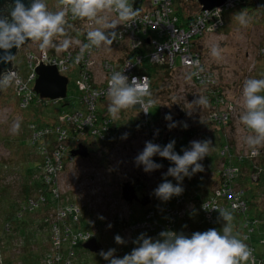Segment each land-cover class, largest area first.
<instances>
[{"label": "rangeland", "instance_id": "374dc122", "mask_svg": "<svg viewBox=\"0 0 264 264\" xmlns=\"http://www.w3.org/2000/svg\"><path fill=\"white\" fill-rule=\"evenodd\" d=\"M44 2L50 11L59 10L58 0H44ZM182 2L184 1L182 0ZM252 2L256 3V7L247 8L246 3H234L229 9L230 11H226L228 12L225 19L226 26L221 31L210 35L206 34L193 42L194 49L199 48L201 52L202 70L209 73L211 78L215 80L213 87L221 93L220 96L223 100L220 104H216L206 95V90L209 88L205 90L203 86L196 85L190 76L191 71L189 69H177L168 75L163 72L158 73L156 76L158 89L154 92V98L152 96L153 100L149 97L146 99V102L148 100L153 102L148 106L150 123L155 124L161 121L159 137L164 141L172 135L179 138L174 145V151L177 154L183 155L184 149H190L192 141L211 142L208 156L199 161L204 169L199 173L200 176L209 177L206 168L209 166L207 159L209 157L212 159V154L217 151L218 138L220 137L217 128L210 122V114L220 112L231 114L230 122L221 132V136L232 146L235 154L244 156L249 151L244 143V139L249 133L240 122V115L243 111L242 89L247 79L264 78V3L263 0H252ZM130 3L132 4V1ZM174 3H177V0H174ZM191 6V3H185L183 11L187 14ZM240 12L250 17L247 27L241 26L236 19ZM104 15L108 22L115 20L110 12L104 13ZM87 22V20H79L75 24L84 26ZM74 26L72 24V30H74ZM96 27L100 26L94 24L93 28ZM122 29L119 25L115 31ZM64 39L54 38V43L58 46ZM69 40V47L71 48L74 46L76 38ZM214 45H218L223 50L219 59L211 56V48ZM54 48L59 54L67 50ZM40 50L38 43L30 41L25 47L17 51L13 57L12 65L18 70L19 77L26 78L29 73L28 52L38 53ZM126 52L127 44L123 40L110 46L103 45L98 49L94 55L95 67H91L95 85L97 83L103 85L106 82L102 63L106 61L117 66L123 59L125 60ZM176 66H179L178 61ZM72 71L75 72V70ZM65 75L68 79L67 97L57 107L41 108L39 104L33 101L28 109L21 110L18 108L13 82L1 90L0 162L15 167V169L9 168L0 174V184L7 190L3 196L6 201L13 200L18 203L23 198L20 185L21 179L24 177L23 174L26 171L29 175L35 174V168L39 164L32 150L27 147L30 146L28 125L33 124L38 128L53 125V121L57 123L62 111H71L72 108L78 106L79 93L75 85L76 73H65ZM200 95L207 97L208 104L206 106L201 107L193 104V101ZM108 102L106 97L102 104L98 103L97 110L101 112L100 114H105V111L108 113ZM139 112L140 110L136 105L134 108L121 111L118 118H113L108 113L112 128L115 131V137L105 143L90 140L84 142L89 156L86 159L73 156V162L60 175L63 195L71 196L76 203L84 208L85 218L80 220L79 225L76 226L75 224L74 227L80 230L88 228L87 219L90 218L97 225L95 227L98 230L99 239L96 241L100 246L99 252L94 254L83 249L78 251L81 260L86 264H110L109 261L99 255L101 251L107 252L110 249H115V253H117L119 248L125 250L128 245L132 247V239L135 235L130 228L126 230L118 226L120 219L123 220L124 218L125 222L128 220L129 223L137 222L142 219V209H146V207L159 208V212H161L165 201L156 197L154 190L162 183L163 178L169 179L174 185L178 183L175 178L165 175L169 167L174 166H166L165 168L162 166L155 171L146 173L143 170V165L137 166L135 163V158L143 151L146 142L149 141L146 130H141L135 121ZM162 115L164 116L163 119ZM166 115H170L172 119L166 120ZM180 122H182L183 127L186 124V129L192 131V137L188 141L180 138L183 134ZM170 123H174L176 126L170 129L168 127ZM125 133H127L126 139L122 138ZM78 145L76 144L75 149L70 150V152L77 150ZM214 160L215 157L212 161ZM125 183H129L131 186L139 185L141 187L140 193H145V197L149 196L150 202L145 206L125 202L121 197V189ZM198 184H202V180L196 176V173L190 178L184 177L183 181L180 182V186L187 191L197 189ZM145 197L143 198L145 199ZM41 217L42 214L38 213L32 215L31 219L27 221L25 233L29 235V240L25 245L28 249L25 250L22 244L20 245L19 242L14 244L13 241L7 249L3 250L2 254L5 257L3 264H18L17 261L20 257L25 259L28 255L30 256L27 258L28 261L36 262L43 255L47 247L46 233L44 229L36 230L37 225L33 224L38 223ZM117 235L122 237L125 243L117 244L115 241ZM0 245V248L3 249L6 244ZM126 251L128 252L127 249Z\"/></svg>", "mask_w": 264, "mask_h": 264}, {"label": "built area", "instance_id": "2783aa9c", "mask_svg": "<svg viewBox=\"0 0 264 264\" xmlns=\"http://www.w3.org/2000/svg\"><path fill=\"white\" fill-rule=\"evenodd\" d=\"M130 1H132V4ZM236 2L238 0L228 2L223 7L215 8L211 11H202L200 9L199 14L194 15L186 26L179 27L177 25L178 18L174 14L171 0H129V4L134 9H139V15L130 27L120 25L121 29H123L121 31L116 30L117 37L113 43L116 44L123 40L127 44L126 54L129 55L130 53L132 56L130 58L126 57L117 66L104 61L102 68L106 76V82L103 85L97 83V85H100L98 89L90 85V83H94L91 67H95L94 55H96L98 49L93 47L82 51L83 45L88 43L87 35H85L83 41L79 40L74 43L72 51L75 50L78 53L76 57H73L70 51H63L62 53L65 54L63 56H61L62 53L59 54L57 52H55L56 55H49L48 49L40 50V52L35 54L28 52L27 60L30 68L38 67L39 65L54 66L59 74L67 78L65 73H75L69 70L68 64L72 62L78 67L75 81L79 93L78 106L72 108L71 111H62L59 114L57 123L53 121V125L40 126L39 128L33 124L28 126L29 139L33 144H36V150L40 158L38 168L41 172L42 187L37 190L32 199L29 198L25 205L26 211L31 212L39 206H47L43 195L44 190L48 192L51 200L55 202V206L50 207L41 220L42 224L50 232L51 245V255L45 258L42 264H57V262L71 264L68 260L61 259V251L67 240L71 246L75 247L79 243H87L94 238L93 234L83 235L72 232L70 223L78 221L81 206L79 204L63 206L68 202L63 203L62 201L63 193L60 186V175L73 162L70 150H74L76 144L84 145V142L88 140L105 143L115 137L111 119L97 114L98 103L107 97L108 80L111 74L114 71H121L128 76L129 81L134 76L143 78L147 75L139 74L137 68H141L144 62H147L152 65H165L171 71L189 69L191 77L199 86H203L205 89L215 86V80L211 78L209 73H205L202 70L200 55L195 51L193 42L206 34L215 33L219 28L223 27V11L230 9ZM110 13L116 20V13ZM66 17L70 21L74 20L71 13H68ZM85 26L88 30H91L94 27V23L87 22ZM106 31H111V29ZM177 61L179 62L178 67L176 66ZM13 69L14 66L12 65L9 71L14 73V71H11ZM15 70V76L11 82L15 86L19 109H28L33 101L39 104L41 108L57 107L62 102V100H43L33 93L32 88L36 75L32 69L26 78L19 77L18 70L16 68ZM88 78L90 79L89 83L86 82ZM148 83L150 85L149 78ZM207 96L212 98V101L216 104H220L221 100H223L221 96L213 91H209ZM148 106L147 102L146 109L137 105L143 117L141 126L146 130L149 141L161 146V138L156 127L148 124L146 121L147 114L143 112L144 110L148 111ZM229 110H231V107H229ZM230 115L220 112L213 114L212 118L221 122L227 120V116ZM163 159L165 162L172 163L166 158ZM232 173L233 170L229 168L224 171L228 179L232 177ZM235 193L225 187L221 196L226 195L230 200H233L230 202L233 210L244 212L245 204L239 197L235 196ZM229 195H232V197L230 198ZM179 201L177 200V202ZM205 205L208 209L206 210L203 207L204 218L207 221H211L212 213L216 206L211 202H207ZM165 214L163 225L153 221V213L148 212L140 222L131 225L129 228L132 232L141 233H157L158 230L169 231L177 212L170 205H166ZM253 257L255 264H264V258L259 259L255 257L254 253ZM0 264H2L1 258Z\"/></svg>", "mask_w": 264, "mask_h": 264}, {"label": "clouds", "instance_id": "9594fccd", "mask_svg": "<svg viewBox=\"0 0 264 264\" xmlns=\"http://www.w3.org/2000/svg\"><path fill=\"white\" fill-rule=\"evenodd\" d=\"M59 10L53 12L48 9L44 0H32L30 7H26L21 0H16L8 18H0V50L4 55L0 56V62L11 63L14 55L10 50L15 47L19 49L27 41L38 43L41 50L57 47V50L67 49L70 40L64 39L57 46L54 38L66 35V16L71 13L73 19L87 20L100 27L93 28L87 32L88 43L83 45V50L93 47L99 49L103 45L110 46L116 40L118 25L130 27L139 15V9H134L129 0H58ZM114 12L117 19L108 22L104 13ZM241 26L247 27L250 17L240 12L236 16ZM111 29L112 31H106ZM222 49L218 45L211 48V56L219 59ZM15 73L5 72L0 76V89L7 88ZM264 78H249L244 82L242 89L243 111L240 122L245 126L248 135L244 143L252 155L258 154L260 148H264ZM108 113L113 118H118L121 111L140 105L146 109L145 98L151 95L148 77H132L121 71H114L109 80L107 88ZM151 100L147 105H151ZM193 104L201 107L208 104L205 96H198ZM146 114L149 112L144 110ZM166 120H171L166 115ZM170 123L168 127H175ZM186 128L187 125L185 124ZM18 130V125L16 126ZM127 138V133L122 137ZM175 141L169 142L161 147L151 141L146 142L143 151L135 158L137 166L143 165V170L150 173L162 167L155 163L153 156L159 155L174 164L169 167L166 176L175 178L178 183L173 185L166 180L155 190L154 194L162 201H168L173 196L181 195L183 188L180 182L184 177H191L197 172L203 171L199 161L208 156L210 141H192L190 149H184L183 155L174 151ZM191 169V171H190ZM203 207L208 208L204 204ZM219 212V219L223 222L221 230L215 228L204 232H194L191 236L172 231H163L159 234L160 239L153 240L141 234L130 254L123 258H115V249L99 253L110 264H255L252 249L244 242L238 234H234L233 214L227 209L214 208ZM90 238V237H89ZM117 244L125 241L117 235Z\"/></svg>", "mask_w": 264, "mask_h": 264}, {"label": "trees", "instance_id": "16d2710c", "mask_svg": "<svg viewBox=\"0 0 264 264\" xmlns=\"http://www.w3.org/2000/svg\"><path fill=\"white\" fill-rule=\"evenodd\" d=\"M174 14L178 18L177 25L179 27H184L188 24L190 20H192L193 16L196 14H199L200 7L196 2H192L190 0H177V3H174ZM240 3H246L247 8H254L256 7V3L252 2V0H238ZM185 3H191L192 6L189 8L188 13L186 14L184 9ZM264 3V0H263ZM188 6V5H187ZM5 9V7H3ZM229 10V9H228ZM224 10L222 13V19H223V27H225V19H226V11ZM230 11V10H229ZM232 11V10H231ZM5 16V14H4ZM67 24H66V35L65 36H58L56 38L64 39V38H76V41L82 40L85 38V35H87V32L89 31L86 26H77L74 21H70L67 17ZM89 22V21H88ZM72 24H74V30H72ZM223 27L219 28L216 32L219 30L221 31ZM71 28V29H70ZM215 32V33H216ZM75 35H79L78 37H75ZM208 35V34H207ZM210 35V34H209ZM200 39V38H199ZM199 39H196L199 40ZM73 47H68L66 51H70L73 57L78 56V53L73 50ZM195 51L200 55L201 52L199 48L195 49ZM49 55H56L55 48H48ZM32 54V53H31ZM35 54V53H33ZM65 55L62 53L61 56ZM126 57H131L132 54L129 53L125 55ZM68 68L70 71L78 69L77 66H75L72 62L68 64ZM139 74H145L148 76L150 80V93L151 95L149 98L151 100L152 96L154 98V92L158 89V86L156 85L157 82V74L160 72L165 73L168 75V73H172L173 71L169 70L165 65H150L147 62H144L143 66L141 68H137ZM191 76V75H190ZM76 85V84H75ZM196 85L199 86V84L196 83ZM219 87V86H218ZM77 89V86H76ZM219 89V88H218ZM206 90V89H205ZM204 90V91H205ZM209 91H213L214 93L221 95L220 91L217 90L214 87H210L208 90H206V95H208ZM67 97V94H66ZM79 97V96H78ZM147 99V97L145 98ZM212 99V98H211ZM103 102H100L102 104ZM106 116L109 117V114L107 111H105ZM101 112H98L97 114H100ZM103 113V112H102ZM141 112L138 113V117L136 118V123L139 125V128L141 130H145L142 128L141 123L143 122V117L141 116ZM161 115V114H160ZM110 118V117H109ZM164 116L162 115V119ZM210 122L215 125L219 132V142L217 145V148L213 154L212 159L215 157V160L212 161V159H207L209 162V166H207V175L206 176H200L197 172L196 176L200 177L202 180V184H198L197 189H192L190 191H187L183 189V192L181 195L173 196L168 201H165L162 211H160L159 208L155 207H146V209H142V219L145 217V215L148 212H152L154 215L153 221L157 222L158 224L163 225L165 220V206L170 205L174 211L177 212V215L175 216V219L170 227L169 231L175 232L177 234H184L186 236H191L194 232H204L209 229L215 228L218 231L222 229L223 222L219 219V212L215 209L212 213V220L207 221L204 218V210L203 205L207 202L214 203L216 208L221 209H227L233 214V227H234V234H238L240 238L244 240V242L253 250V253L255 257L259 259L264 258V148H260L258 151V154L252 155L251 151L249 150L246 155L242 154H235V150L232 148V146L226 141L223 136H221V132L224 130V128L229 124L230 122V116H227V120L225 121H215L212 118V114L209 116ZM146 121L150 125H154L157 129V132L160 131V122L158 123H150L148 120V113ZM182 135L180 138L187 140L192 137V131L187 130L182 126ZM28 128V127H27ZM164 129V128H162ZM162 131V130H161ZM164 131V130H163ZM172 131V130H170ZM247 131V130H246ZM115 132V131H114ZM173 136V135H172ZM168 136L166 138V141L161 139V147L167 145V142L171 141H177L178 137H172ZM30 146H27L32 150L35 157L39 161L40 164V158L38 156L37 150H36V144H33L31 140L28 138ZM214 147V143H213ZM153 161L155 163H158L164 168L166 166H174V164L170 162H165V160L160 157L159 155H155L152 157ZM205 163L206 160H205ZM38 164V167H39ZM9 167H8V166ZM4 165L3 162H0V174H3L5 171H7L9 168L15 169L13 165L7 164ZM218 166V170H217ZM35 168V174L29 175V173L26 171L24 172V177L21 179V194L23 198L17 203L13 200L6 201V199L3 197L4 193H6L5 187L0 184V244L4 246L3 249L0 248V258L1 263L3 264L5 257L3 256V250L7 249L8 246H10L11 243L14 244L19 242L20 245H23V248L27 250L26 245L29 240V235L25 233L26 227H27V221H29L32 217V215L41 213L42 217L44 214L47 213L48 209L50 207L55 206V202L51 200L48 192L46 190L43 191V195L45 198V203H47V206H39L34 211H26L25 205L27 204L29 198L32 199L37 192L38 189L42 187V183L40 180V169ZM229 168L230 170H233L232 177L228 179L224 171ZM162 183L166 180L170 181L167 178H163ZM171 182V181H170ZM200 183V182H199ZM174 185V184H173ZM134 187V186H133ZM229 188L232 191L236 192L235 196L239 197L245 204V211L239 212V210H233L231 207V203L233 200H230L226 195L221 196L222 190L224 188ZM217 192V193H216ZM219 193V194H218ZM231 198L232 195H229ZM63 203L68 202L64 204L63 206H66L67 204H78L74 201V199L71 196L63 195L62 196ZM177 200H180L177 202ZM142 206V205H141ZM84 208L81 206L80 214L78 217V221L72 222L71 224V230L74 232V234H90L94 236L93 239L97 240L98 237V230L96 229L95 225L96 223L92 221V219H87L89 225L88 228L80 230L79 228H75L74 225L80 224V220L85 218V215L83 213ZM42 217L38 221V223H33L34 225H37L35 228L36 230L44 229L46 233L47 238V247L43 253V255L36 261H28L27 258L30 257L29 255L25 259H20L17 261L18 264H42V261L51 255L50 251V232L45 228V225L42 224ZM142 219H140L137 222H140ZM137 222L129 223L128 220H121L118 223V226L120 228H125L126 230L129 229V227ZM27 224V225H26ZM32 226V225H31ZM97 226V225H96ZM167 231V230H166ZM163 232L161 230H158L157 233L155 232H147V233H141V232H132L135 236L132 239V247L127 246L128 252L125 250L118 249V252L115 253V258H123L124 255L130 254L133 248L137 247V243L135 241L137 238L144 234L146 237H150L153 240L160 239L159 234ZM31 233V232H30ZM34 235V233H32ZM85 243H79L77 246H71L67 240V242L64 244L63 249L61 251V259L62 260H68L71 264H86L81 260L80 252L82 249L85 251H88L84 249L82 246ZM1 247V245H0ZM89 252V251H88ZM99 252V251H98ZM127 252V253H126ZM71 253V255H69ZM79 254V255H78ZM26 255V254H25ZM23 263H20V262ZM57 264H62L57 262Z\"/></svg>", "mask_w": 264, "mask_h": 264}, {"label": "water", "instance_id": "95a60500", "mask_svg": "<svg viewBox=\"0 0 264 264\" xmlns=\"http://www.w3.org/2000/svg\"><path fill=\"white\" fill-rule=\"evenodd\" d=\"M192 2H196L202 11H211L215 8H221L228 2H232L235 0H190ZM16 0H0V18H8L11 20L10 13L15 6ZM21 2L26 6L30 7L32 0H21ZM5 7V9H3ZM5 14V16H4ZM30 41H27L22 47H25ZM20 47V48H22ZM19 48V49H20ZM19 49L13 47L10 50V54L14 55L17 53ZM3 50H0V56H3ZM11 63L0 62V76H2L5 72L9 71L12 67ZM16 72L15 66L14 69L11 70ZM10 72V71H9ZM36 79L33 84V93L36 94L40 99H50V100H64L67 94V85L68 79L59 74L58 70L54 66H44L39 65L35 69ZM1 94V89H0ZM72 156H79L83 159H86L89 155L87 147L84 145H79L77 150L71 153ZM121 197L127 203H132L137 201V196L135 193V188L129 183H125L121 189ZM150 202L149 196H146L142 206H145ZM84 249L88 250L90 253H98L100 250V246L95 239H91L87 243L82 246Z\"/></svg>", "mask_w": 264, "mask_h": 264}, {"label": "flooded vegetation", "instance_id": "af4514ba", "mask_svg": "<svg viewBox=\"0 0 264 264\" xmlns=\"http://www.w3.org/2000/svg\"><path fill=\"white\" fill-rule=\"evenodd\" d=\"M134 188H135V193H136V196L138 199H137V201H134L133 203L141 205V203L144 200L143 197H145V193H140L141 187L139 185H134ZM139 195H140V197H139Z\"/></svg>", "mask_w": 264, "mask_h": 264}, {"label": "bare ground", "instance_id": "6f19581e", "mask_svg": "<svg viewBox=\"0 0 264 264\" xmlns=\"http://www.w3.org/2000/svg\"><path fill=\"white\" fill-rule=\"evenodd\" d=\"M171 4H172V7L174 6V4H173V1L171 0ZM80 19H74V20H72V21H74V22H76V21H79ZM79 36V35H78ZM130 58V57H129ZM28 66H29V64H28ZM37 67H29V71H31V69L34 71V73H35V69H36ZM57 69V68H56ZM177 70V69H176ZM36 75V74H35ZM61 75V74H60ZM61 76H63V77H65L64 75H61ZM89 81H90V79L88 78L87 80H86V82L87 83H89ZM90 85L92 86V87H95V89H98L99 87H100V85L99 86H97V85H95L94 83H90ZM2 90V89H1ZM44 100V99H43ZM104 101V100H103ZM102 101V102H103ZM104 116H106L105 114H103ZM30 125V124H29ZM28 125V126H29ZM73 151H71L70 153H72ZM89 156V155H88Z\"/></svg>", "mask_w": 264, "mask_h": 264}]
</instances>
